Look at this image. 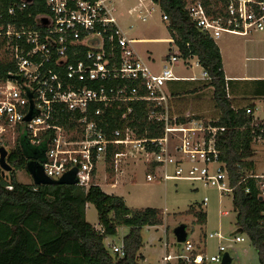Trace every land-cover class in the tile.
I'll use <instances>...</instances> for the list:
<instances>
[{"label": "built area", "instance_id": "1", "mask_svg": "<svg viewBox=\"0 0 264 264\" xmlns=\"http://www.w3.org/2000/svg\"><path fill=\"white\" fill-rule=\"evenodd\" d=\"M31 2L10 5L7 15L15 16L16 9L22 11ZM44 4L46 11L31 23L0 20V57L13 66L0 77V136L26 132L31 144L45 142L44 173L57 179L76 168L74 185L84 189L94 184L100 164L116 171L123 162H133L141 164L148 182H201L231 194L215 144L223 126L200 118L181 121L172 109L170 82L195 79L173 73L178 52L167 54L161 69H152L119 26L125 13L116 10V0ZM184 9L195 27L213 40L221 33L264 31V0H185ZM161 19L168 25L163 11ZM136 111L143 113L142 132L129 124ZM117 119L124 124L110 128ZM246 177L256 179L264 193V172ZM207 237L218 240L216 253L206 252L205 237L186 239L181 250L164 253L160 264H219L225 252L219 240L224 238L218 232ZM111 251L122 256L123 243L111 245Z\"/></svg>", "mask_w": 264, "mask_h": 264}, {"label": "trees", "instance_id": "2", "mask_svg": "<svg viewBox=\"0 0 264 264\" xmlns=\"http://www.w3.org/2000/svg\"><path fill=\"white\" fill-rule=\"evenodd\" d=\"M154 1L168 17L167 28L178 56L184 60L196 57L206 73L203 81L191 83L194 87L182 92L198 87V83L211 87L218 110V118L212 124L224 128L217 134L215 144L232 187L236 230L249 238L257 251L259 264H264V193L256 179L246 177L254 169L253 140L264 137V127L255 126L254 106L238 108L232 103L240 94L250 96L252 101L264 100V79L244 83L226 79L218 46L192 23L184 9L185 0ZM19 3L21 0H0V20L31 23L35 15L46 11L44 0H33L22 11L16 9L15 16L7 15L8 7ZM12 67L0 57V77ZM170 92L171 96L177 94L171 87ZM247 108L252 113H246ZM142 118L143 113L136 111L129 124L142 132ZM187 119L180 118L181 121ZM123 124L117 119L111 122L110 128ZM49 135L52 136L53 131ZM45 150V142L33 145L26 132H19L14 146L7 151L6 162L11 170L7 174L0 170V264H140L141 228L161 225L162 211L152 207H128L123 197L108 194L95 183L84 189L78 185L20 182L16 170H26L30 160L42 164ZM109 169L112 171L110 164ZM87 203L96 209L99 229L85 219ZM187 212L193 214L197 224L205 223L206 213L201 207L191 205ZM120 224L129 228L122 239V256L109 251L104 243L107 236L116 234Z\"/></svg>", "mask_w": 264, "mask_h": 264}, {"label": "rangeland", "instance_id": "3", "mask_svg": "<svg viewBox=\"0 0 264 264\" xmlns=\"http://www.w3.org/2000/svg\"><path fill=\"white\" fill-rule=\"evenodd\" d=\"M134 9V10H133ZM116 10L125 13V17L118 22L126 36L131 40L132 47L142 57L148 58L152 69H161L165 65V57L169 53L177 54V48L171 43V34L166 21L161 19L162 10L152 0H144L139 4L138 0H116ZM145 15V20L141 17ZM222 55V63L227 74L242 72L247 66V71L258 69L259 75L264 77V31L250 33L247 36L221 33L214 40ZM260 57L254 61H247L246 57ZM0 56L2 53L0 52ZM154 59V64L150 63ZM187 66L182 58L174 63L171 68L175 75L180 77L201 78L202 70L194 65ZM204 86H198L180 93V103L186 102L190 112L186 115L178 109L173 110L179 118H196L204 122L217 120L218 110L210 89L198 92ZM193 95V96H192ZM173 103V102H172ZM177 103V104H180ZM232 103L238 108L254 106L253 119L255 126L264 127V100L252 101L250 96L241 95L233 98ZM184 107V106H183ZM179 112V113H178ZM18 133L7 131L0 136V146L9 151L15 143ZM254 174L264 172V137L253 140ZM141 164L133 162L122 163L118 170L109 169V164H100L93 178V183L108 194L123 197L126 205L131 208L152 207L161 210L162 224L144 226L141 228L142 246L138 254L142 256L140 264H160L164 253L171 255L176 250L183 248V243H178L174 235V229L183 224L186 229V239L198 242L205 237V248L208 254L217 252L216 238H208L209 233L218 232L224 239L219 240V245L225 248L231 261L229 264H259L256 249L249 238L236 232V213L232 207L230 193H220L215 187L204 186L201 182L186 180L154 179L146 181L145 171ZM1 170V168H0ZM8 172H5L7 174ZM17 179L23 183H32L30 174L25 170H16ZM117 183L114 187L112 183ZM207 198L203 205L202 201ZM201 207L206 213L204 224H197L193 214L187 212L189 207ZM223 212H227L224 214ZM85 219L93 227L98 228L97 212L93 204L85 205ZM129 228L123 224L117 226L116 234L104 239L105 245L111 251V245H120ZM235 236L243 238L242 242H235ZM167 243V246L164 244ZM110 247V248H109Z\"/></svg>", "mask_w": 264, "mask_h": 264}, {"label": "water", "instance_id": "4", "mask_svg": "<svg viewBox=\"0 0 264 264\" xmlns=\"http://www.w3.org/2000/svg\"><path fill=\"white\" fill-rule=\"evenodd\" d=\"M27 2H31L32 0H24ZM26 120L30 119V113L26 116ZM7 150L0 146V168L2 174L5 172H9L11 170V166L6 162ZM26 170L30 174L32 178V182L35 185L41 184H53V185H74L77 182L76 179V168H72L66 171L62 176L57 179H53L48 177L42 168V165L36 161L30 160L26 163ZM236 232H240V230H236ZM174 235L176 237V241L178 243H182L186 240V229L183 224L178 225L174 229ZM231 261L227 252H224L222 255L221 262L219 264H229Z\"/></svg>", "mask_w": 264, "mask_h": 264}, {"label": "crops", "instance_id": "5", "mask_svg": "<svg viewBox=\"0 0 264 264\" xmlns=\"http://www.w3.org/2000/svg\"><path fill=\"white\" fill-rule=\"evenodd\" d=\"M216 43V42H215ZM217 45V44H216ZM136 53H137V51H136ZM137 55L142 59V60H144V61H146V62H148L149 60H148V58L149 57H146V58H144V57H142L141 55H139L138 53H137ZM222 56V55H221ZM256 58H260V57H255V55H253V56H251V57H246V60L247 61H254V60H257ZM150 59V58H149ZM195 60L196 62H195V64L194 65H197V66H199L200 68H201V70H202V72H203V69H202V67L199 65V63H198V60H197V58L196 57H192V58H189L187 61H184V63L187 65V66H192V60ZM260 59H264V57H262V58H260ZM150 63H152V64H154L155 62H154V59H152V61H150ZM223 64V63H222ZM248 69H247V66L245 67V69L243 68L242 69V72H233V73H231V74H227L226 72H225V69H224V66H223V71H224V76H225V78L226 79H235V80H239V82H245V81H250V80H255V79H264V77H262V76H260L259 75V70L258 69H255V70H253V72H249V71H247ZM206 78V77H205ZM203 79L204 78H202V76H201V78H196V79H193V80H189V79H182V80H179V82L178 81H174V82H170V87L177 93L176 95H172V109L173 110H177V107H178V109L179 110H183V111H185L184 113L187 115L189 112H190V108L188 107V106H186L185 104H186V102L182 105L179 101H180V93H183L182 92V90L183 89H188V87H192L193 85L191 84V83H193V82H199V81H203ZM190 82V83H189ZM252 82V81H251ZM250 82V84H252ZM242 83V84H243ZM199 85L198 86H200V83H198ZM194 87V86H193ZM197 87V86H196ZM207 89H210L211 90V87H204V89H202V90H199L198 92H204L205 90H207ZM193 96V95H192ZM177 103H180V104H177ZM184 106V107H183ZM189 108V109H188ZM179 113V112H178ZM115 185H117V183L115 182V183H112V184H110V186H112V187H114ZM100 227H99V224H98V228H96V229H99ZM141 256V255H140ZM141 259H142V256H141Z\"/></svg>", "mask_w": 264, "mask_h": 264}]
</instances>
